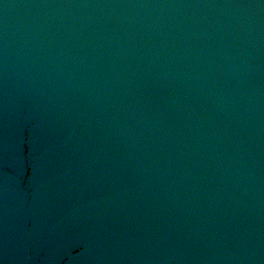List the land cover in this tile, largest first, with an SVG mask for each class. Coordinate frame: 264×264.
I'll return each instance as SVG.
<instances>
[{
  "label": "water",
  "instance_id": "obj_1",
  "mask_svg": "<svg viewBox=\"0 0 264 264\" xmlns=\"http://www.w3.org/2000/svg\"><path fill=\"white\" fill-rule=\"evenodd\" d=\"M0 100L87 264H264V0H0Z\"/></svg>",
  "mask_w": 264,
  "mask_h": 264
}]
</instances>
